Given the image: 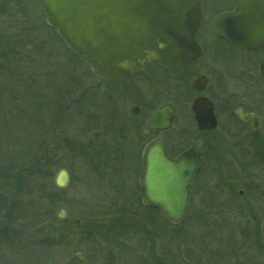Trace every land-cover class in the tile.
Segmentation results:
<instances>
[{"label": "rangeland", "instance_id": "374dc122", "mask_svg": "<svg viewBox=\"0 0 264 264\" xmlns=\"http://www.w3.org/2000/svg\"><path fill=\"white\" fill-rule=\"evenodd\" d=\"M217 8L218 5L206 1L205 20L213 16V10L218 12L222 9ZM6 18L5 22L8 21V27H11H6V31L9 30L7 32L20 47L31 50L34 59L40 63L35 64L39 68H34L40 76L39 80L50 76L47 84L43 83L46 90L50 91L48 86L51 89L65 84L63 88L68 90L71 86V90H74L72 97H75V87L79 88V85H69V82L75 78L80 81L85 90L82 98L71 103L58 124V130L59 133L66 132L72 137L92 142L94 161L101 159L97 164L71 159L73 163L70 174L73 181L63 194L68 205L62 206L66 212L64 220L68 221L59 226L63 235L62 244L43 251L40 262L32 259L31 263L26 264H135L141 259L151 263L154 257L151 245L146 240L149 239L148 235L145 234V231L151 230L155 246L163 244L167 247L169 258H166L164 264H264V165H255L251 158L252 152L242 153L243 146L236 145L247 137L249 129L233 122L228 114V110L237 101L250 108L256 105L264 110V101L254 92L256 85L261 90L264 89V79L254 85V76H259L258 67L264 61V50L244 52L219 47L221 44L211 41L206 30L202 32L203 36L200 31L199 39L206 48L202 59L200 57L195 63L183 68L153 64L147 69L137 70L129 85H110L104 83L89 67L87 69L85 61L70 62L67 59L60 42L53 37L54 31L46 24L37 0H18L17 6L9 10ZM29 65L30 63L24 69L25 65L22 63L19 71L27 72ZM72 67L75 68L74 74ZM201 73L206 74L209 79V85L202 94L213 99L219 114L218 126L215 128L217 135H210L209 139L197 132L190 109L192 99L198 94L194 89L190 90V83ZM228 94L234 95L235 100L225 112ZM4 99L0 96V148L6 150L10 137L16 131L13 122L7 118L9 112L17 110L14 109V104L6 109L8 105ZM167 101L177 106L173 125L164 133L165 139L170 140L168 147H188L202 137L207 142L205 150L208 158L199 174L191 181L189 220L178 231L155 215L152 224L123 216L128 221L127 227L137 228V231H132V228L122 232L125 236L122 239H131L124 246L122 242H114L113 239H121L118 237L112 240L97 238L96 242L81 240L75 226L79 219L88 217L92 220L99 217V214L111 219L115 215L114 207L119 206V203L129 207L131 212L137 209L136 200L138 197L140 200V191L136 189L140 152L147 139L152 137L145 130L146 121L152 109ZM135 102L142 106L138 117H132L128 111ZM46 106L47 102L42 101L37 111L41 119L45 112L47 115L48 108L49 111L60 108L55 102H50L47 110ZM26 110L29 113L36 111L37 107L31 106ZM126 121L132 125V130ZM137 123L142 124V141L139 143L133 141ZM123 125L128 127L127 135L130 134L126 141L119 137V133H115ZM50 126L51 123L48 129ZM238 127L242 129L237 131ZM95 129L101 131V136L91 141L88 136ZM228 129L234 138L229 136ZM182 130L187 134V139L180 136ZM258 133L254 142L260 144L264 142V128ZM215 136L222 142L217 148L211 143ZM123 141L126 145L125 152L120 156L122 144L117 143ZM92 165L95 166L94 169ZM108 180L112 182L109 183ZM246 190L250 193H245ZM59 207L61 206L56 210ZM129 211L126 212L130 213ZM252 216H256L261 225L259 249L255 248L251 240L253 237L242 235V228L246 222L251 221ZM158 230L161 237H158ZM232 249L234 252L231 254L229 252ZM77 253L82 255L80 259H75ZM159 253L157 250L156 255H161Z\"/></svg>", "mask_w": 264, "mask_h": 264}, {"label": "water", "instance_id": "95a60500", "mask_svg": "<svg viewBox=\"0 0 264 264\" xmlns=\"http://www.w3.org/2000/svg\"><path fill=\"white\" fill-rule=\"evenodd\" d=\"M37 1L46 24L61 42L103 80L125 81L134 68L152 61L185 66L201 56L197 39L202 22L201 0ZM208 27L214 36L235 48L255 50L264 45V0H237L233 10L211 18ZM258 74L264 79V61L259 64ZM207 85L204 75L191 82L197 91ZM190 109L198 130L210 131L217 127L214 105L207 96L195 97ZM175 113L173 103L162 104L151 112L148 128L155 132L170 129ZM230 114L240 121L247 116L240 107L230 110ZM248 116L250 131H259L264 125V116L254 112ZM98 134L92 132L90 138ZM202 160L200 140L171 157L164 148L162 136L152 138L141 154L138 176L141 203L172 224L182 222L187 215L190 184L199 174ZM69 182L68 170L60 168L54 184L66 188ZM56 217L66 218L63 207L56 210ZM81 257V253L75 255V259Z\"/></svg>", "mask_w": 264, "mask_h": 264}, {"label": "trees", "instance_id": "16d2710c", "mask_svg": "<svg viewBox=\"0 0 264 264\" xmlns=\"http://www.w3.org/2000/svg\"><path fill=\"white\" fill-rule=\"evenodd\" d=\"M17 3L18 0H0V96L5 98L4 100L8 105L6 109L11 104H14V109L17 110V112L13 113L9 112L8 118L6 117L13 122V127L16 128L15 134L10 137L6 150L0 148V264H26L31 263L32 259H37L40 262L43 251L45 252L48 249L61 246L63 235L60 233L59 226L66 224L68 219L60 221L56 217L55 210L59 205H68V201L63 197L66 189L58 188L54 184L55 172L60 168H66L70 174L72 171V158H76L78 162L82 161V163L97 164L99 161L101 162V159L95 158L96 162L93 159L95 154L91 153L93 152L92 147H90L92 142L80 140L77 136L72 137L66 132L59 133L58 124L65 111L73 101H78L82 98L81 95L85 90H83L80 81H77L76 78L69 82V85H79V88L75 87V89L77 88L76 92H74L75 97H72V91L74 90H71V86H69L68 90L63 88L65 84L59 88L53 87L51 89L48 86L50 91L45 89L43 83L46 82L47 84L50 76L46 77V79L41 78V81L39 80L40 76H38L34 68H39L40 63H37L34 59L31 50L26 47H20L17 41L13 40L12 35L8 33L9 30H7L8 32L6 31V27H11H8L10 23L8 21L5 22V18L9 10L17 6ZM25 29L27 30L28 28L25 27ZM53 37L60 42L65 52L64 55L70 62H75L76 60L84 62L81 57L67 48L54 32ZM22 63L25 65L23 66L24 69L30 63L27 72L19 71ZM36 63L39 65H35ZM85 66L88 69L86 63ZM74 69L72 67L73 74L75 73ZM254 80V85H256L258 81H262L263 79L255 74ZM258 87L257 85L254 87V92H257L261 101H264V89L261 90ZM190 90L193 91L192 88ZM232 94H228L229 100H227V106L235 100ZM251 95L252 93L248 96ZM42 101L47 102L46 110L50 102H55L58 106L60 105V108L59 110L52 109L50 111L48 108L47 115L45 112V116L41 119L38 117L37 111H39L38 109ZM31 106L37 107V110L28 113L26 109ZM234 106H243L247 110L250 109L264 115V110L258 108L256 105L250 108V106L248 107L237 101ZM58 112L59 114H57ZM6 118L4 121H6ZM232 121L243 126L240 121L234 118H232ZM50 123L51 126L48 129ZM241 129L242 127L236 128L237 131ZM227 132L231 138H234V135L230 134L229 129ZM115 133L117 132L115 131ZM216 133L217 130L214 129L202 134L209 139L210 135L213 137ZM248 133L247 137L238 141L236 145L243 146L241 147L242 153L252 152V161L256 163L255 165L262 166L264 165V142L260 144L254 142V137L259 135L258 132L253 133L248 131ZM191 138L194 139L195 136L190 137V140ZM202 139L205 151L203 163H205V159L208 158L205 150L207 149V142L205 138L202 137ZM211 143L214 144L215 148L222 144L221 140L217 139L216 136ZM123 153L121 151L119 153L120 156H123ZM203 163L202 165H204ZM92 168L94 169L95 166L92 165ZM71 174L69 184L73 181ZM108 182L112 181L108 180ZM112 186L113 184L111 188ZM191 186L190 196L192 195ZM136 189L139 192L137 184ZM245 193H250V191L246 190ZM136 202L138 207L133 210L135 212L129 211V207L120 205L119 203V206L114 207L115 212L113 213L115 215H112L111 219H107L102 214H99V217L92 220L88 217L79 219L75 223V226L80 239L96 242L97 238L112 240L114 237H118L121 239H113L115 240L114 242L117 244H119L118 242H122L124 246L131 239H122V237L125 238L122 232H126V230L134 227H127L128 221L124 220L123 216H130L132 220L136 218V220L138 219V221L146 224H152L156 217L157 219H161L163 223L173 225L153 208L144 206L139 197ZM115 203L117 204V202ZM190 211L189 204L185 219L180 224L173 225L178 231L181 225L189 220ZM250 222L251 225H249ZM260 226L258 218L252 216L251 221L246 222L242 228V235L253 237L251 240L256 249H259L260 244ZM133 230L137 231V228ZM159 232L160 230L157 231L158 237H161ZM145 234L148 235L149 239L146 240L151 245L150 248L154 258L151 260V263H147L141 259L135 264H164L166 258H169L167 247L163 244L155 246L152 230L151 232L145 231ZM154 250H158L161 255H156V251ZM231 252H234L233 249L229 253ZM175 256H178V254ZM107 261H109V258Z\"/></svg>", "mask_w": 264, "mask_h": 264}, {"label": "flooded vegetation", "instance_id": "af4514ba", "mask_svg": "<svg viewBox=\"0 0 264 264\" xmlns=\"http://www.w3.org/2000/svg\"><path fill=\"white\" fill-rule=\"evenodd\" d=\"M206 1H208V3H212V4H215V5H218V8H222L221 10H219L218 12L217 11H215V10H213L214 12H213V16L212 17H210L208 20H205V3H206ZM236 2H237V0H201V12H202V23H201V27H200V29H199V32H198V34H197V39H198V41H199V43H200V45H201V59H202V57H203V55H204V53H205V50H206V48H205V45H203V43H202V41H200V39H199V35H200V31H201V35H202V32L204 33V32H206L207 31V33H208V35H210L211 36V41H214L216 44L218 43V44H221V46H219V47H228V48H230V49H233V50H236V51H244V52H256V51H263L264 50V45H262V46H260L259 48H257V49H255V50H246V49H238V48H235V47H233V46H231L229 43H227L225 40H223V39H220V38H218V37H216V36H214L211 32H210V30H209V27H208V21L211 19V18H213L214 16H216L217 14H219V13H222V12H227V11H231V10H233L234 9V7H235V5H236ZM230 4V7L228 6ZM228 6V7H227ZM227 7V8H226ZM217 8V9H218ZM206 30V31H205ZM203 36V35H202ZM216 52H218V51H216ZM199 59V58H198ZM197 59V60H198ZM196 60V61H197ZM196 61H194V62H192V63H190V64H188V65H191V64H193V63H195ZM153 64H160V65H164V66H166V67H177V68H183V67H187L188 65H185V66H169V65H165V64H162V63H159V62H155V61H153V62H150V63H148V64H146V65H143V66H139V67H137V68H134L133 70H132V74H131V76H130V78L129 79H127V80H125V81H122V82H113V81H106V80H103L101 77V79H102V81L104 82V83H107V84H110V85H114V84H116V85H129L128 83L131 81V79L133 78V76H134V74H135V72L138 70H144V69H147V67H149L150 65H153ZM199 75H204V76H206V74H203V73H201V74H199ZM198 75V76H199ZM197 77V76H196ZM195 77V78H196ZM206 78H207V76H206ZM193 80V79H192ZM207 80H208V85H209V79L207 78ZM208 85H207V87H208ZM206 87V88H207ZM205 88V89H206ZM205 89H203V90H201V91H197V90H195V91H197L198 92V94L195 96V97H197V96H199V95H204V96H206L205 94H202L203 93V91L205 90ZM194 97V98H195ZM208 97V96H207ZM193 98V99H194ZM212 102H213V105H214V112H215V115H216V117H217V121H218V116H219V114H218V109H217V105H216V103L213 101V99H211L210 97H208ZM192 99V100H193ZM79 101V100H78ZM168 102V101H167ZM165 103V102H164ZM174 104V103H173ZM175 105V104H174ZM175 107H176V111H177V106L175 105ZM238 107H240L242 110H243V112H245L246 114H247V116L245 117V120L244 121H240V120H238L236 117H233V116H230L231 118H234V119H236V120H238V121H240V122H242V124L245 126V127H247L248 129H249V113H251V112H254V111H249V110H245V108L243 107V106H234V107H232V108H230L229 110H228V114L230 113V110H232V109H234V108H238ZM135 108H137L136 110H137V112H134V111H136L135 110ZM155 109V108H154ZM141 110H142V106L140 105V103L139 102H135L134 104H132L130 107H129V109H128V111H129V113H130V115L132 116V117H138L139 116V114L141 113ZM153 110V109H152ZM152 112V111H151ZM151 112H150V114H151ZM226 112V111H225ZM254 113H256V112H254ZM150 114H149V116H150ZM258 114V113H257ZM230 115V114H229ZM259 115H261V114H259ZM261 116H264V115H261ZM175 117H176V113H175ZM175 117H174V119H173V122H174V120H175ZM149 118V117H148ZM147 121H148V119H147ZM147 121H146V126H145V130H147L151 135H152V137H150L149 139H147V141L145 142V144L148 142V141H150L152 138H154L155 136H157V135H161L162 136V140H163V144H164V148H165V150H166V152H167V154L169 155V156H171V157H176L179 153H181L184 149H186L187 147L185 146H182V145H180L181 147H178V149H171L170 147H168V142L170 141L169 139H165V132L166 131H168V130H170V129H168V130H164V131H161V132H155V131H153V130H150L149 128H148V126H147ZM140 121H138V123H139ZM173 122H172V125H173ZM126 123H129V122H127L126 121ZM136 124V128H135V133H134V137H135V139L133 140V141H135L136 143H139V142H141L142 141V135H141V132H142V124ZM122 124H125V123H121V125ZM128 125V124H127ZM120 126V125H119ZM131 124L129 123V128L132 130V128H131ZM263 128H264V125L262 126V128L259 130V131H262L263 130ZM123 129V130H122ZM127 129H128V127L127 126H124L123 125V127L121 128L120 127V129H119V131H117V133H119V137H123L124 139H125V141H126V138H128L129 136H130V134L129 135H127V133H129V132H127ZM145 130H144V132H145ZM250 130V129H249ZM99 132V134L95 137V138H90V134L92 133V132ZM198 131V133H204V132H208V130H201V131H199V130H197ZM258 131V132H259ZM121 133V134H120ZM257 133V132H256ZM101 136V131L100 130H97V129H95V130H93V131H91L90 133H89V136H88V138H89V140H91V141H94V140H96V139H98L99 137ZM180 136H182V137H184L185 139H187V134L184 132V130H182L181 131V134H180ZM173 138V137H172ZM197 140H200L201 141V148H202V151H203V160H204V155H205V151H204V147H203V141H202V139H197ZM197 140H195V141H197ZM194 141V142H195ZM117 144H122V146H120V149H119V152H125V144H124V141L121 143V142H119V143H117ZM145 144H144V146H145ZM192 144V143H191ZM117 146V145H116ZM143 146V147H144ZM90 147H92V144H90ZM143 147H142V150H143ZM142 150H141V152H140V159H139V163H138V169H137V172H138V176H139V166H140V161H141V154H142ZM203 163V162H202ZM201 168H202V164H201ZM138 176H137V178H138ZM137 182H138V179H137ZM137 185H138V183H137ZM139 191H140V189H139ZM140 194H141V191H140Z\"/></svg>", "mask_w": 264, "mask_h": 264}]
</instances>
